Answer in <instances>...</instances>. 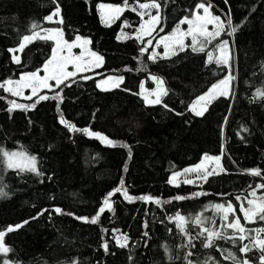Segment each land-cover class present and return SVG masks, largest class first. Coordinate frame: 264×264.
Instances as JSON below:
<instances>
[{
    "label": "trees",
    "instance_id": "trees-1",
    "mask_svg": "<svg viewBox=\"0 0 264 264\" xmlns=\"http://www.w3.org/2000/svg\"><path fill=\"white\" fill-rule=\"evenodd\" d=\"M200 1L159 0L164 30L153 35L172 31L183 17H190ZM205 1L222 20L230 12L233 25H239L237 31L229 35L225 24L226 30L203 52L188 47L153 62L148 59L152 46L133 34L141 23L137 12L126 8L119 19L102 21L99 3L123 6L124 0H57L61 12L53 22L44 19L56 7L53 0H0V83L40 70L51 56L54 42L36 38L18 52L20 63L13 62L9 49L31 34L33 23L39 25L37 31L62 29L67 41L78 35L87 38L89 49L103 58L93 71L96 74H78L67 81L70 86L44 89L42 93L50 98L28 111L9 112L14 98L0 89V148L34 154L43 173L18 174L7 169L0 157V187L8 193L0 198V230L22 225L6 234L5 243L11 251L0 255V264L4 260L15 264H188V252H192L188 259L194 264L206 260L212 264L209 257L216 264H233L223 258L227 252L222 254L219 249L259 264L258 251L241 254L239 244L226 240H217L215 247L205 249L201 237L193 241L195 247H184L186 237L169 221L177 212L190 219L202 213L207 218L205 226L219 229L222 221L211 206L231 202L247 228L264 227L261 221L246 223L240 212L241 203L247 207L246 201L253 199L251 190L264 183V99H253L257 89H264V0ZM129 3L136 6V0ZM61 19L63 23L58 22ZM125 33L131 38L117 39ZM221 40L232 47L231 69L215 63ZM185 44L190 45L191 39L186 38ZM144 46L148 50L141 55ZM156 50L160 52V46ZM208 53L213 54L211 63ZM230 71L235 75L234 95L218 97L201 117L188 110L196 97ZM105 75L122 76L123 81L104 91L96 80ZM85 76L90 78L83 79ZM151 76L165 82L168 94L161 104H145L139 93L142 83L146 89L154 87ZM57 92L62 103L51 99ZM61 114L79 129L89 128L129 147H110L83 132H69L60 123ZM206 154L220 156L226 171L207 182L168 183L171 174L196 164ZM250 169H260L261 176L248 174ZM121 180L130 196L151 195L161 203L130 202L115 193L110 198L113 210L106 209L96 224L76 219L95 215L104 197ZM193 193L204 194L193 197ZM262 194L264 189L257 191V196ZM178 195L189 198L175 200ZM56 208L63 214H57ZM41 212L43 215H38ZM113 229L127 234L128 247L116 246ZM187 230L196 235L199 229L189 223Z\"/></svg>",
    "mask_w": 264,
    "mask_h": 264
},
{
    "label": "snow or ice",
    "instance_id": "snow-or-ice-1",
    "mask_svg": "<svg viewBox=\"0 0 264 264\" xmlns=\"http://www.w3.org/2000/svg\"><path fill=\"white\" fill-rule=\"evenodd\" d=\"M228 0H225L227 3ZM53 3L56 4L54 11L45 17V21L53 22L54 17L60 15L61 9L57 0H53ZM100 9H104L108 7L110 12L107 16V22L115 21L120 18V14L125 11V9H130L132 11L137 12V14L141 17V25L140 28L136 30L137 35L135 38L137 40H143L145 36L153 37V34L157 31H163L162 20L163 16L161 14V4L159 0H148V2L141 3L140 0H136V6H133L129 3V0H124L123 6H111V5H99ZM212 8L211 4H205L202 2L198 3L195 6V10L191 12L190 17H183L173 31L166 35L159 37L156 39L155 46L152 47V54L148 56V59L155 62L158 58L167 59L171 56L177 54V52H183L186 48L191 47L193 52H203L206 45L211 44L213 40L221 35L224 32L225 24L227 28L230 29L228 32L229 35L235 33L239 25H233L232 17L230 12L226 14V20H222L220 16L212 14L210 9ZM155 10V14H153L152 10ZM203 10V15L199 14V10ZM147 16L148 19L144 20V17ZM104 20V16L102 14V21ZM59 23H63L61 19L58 21ZM187 24V30L181 29L180 25ZM208 24L213 25V29L211 31L208 30ZM125 27H127V22H125ZM39 29V25L33 23L31 26V34L24 35L19 47L16 49H9L11 52H22L28 43L32 42L36 38H40L43 40H51L54 42V47L52 48V55L43 65L42 71L44 75H39V71L26 72L20 75L18 80L7 79L0 83V89H3L5 92L10 93L12 96L21 97L24 95V89L31 90V96L25 97L28 100H31L32 97H38L35 103L32 104H20L15 100L9 102V112H12L15 109H21L24 111H28L30 109L35 108L36 103H39L43 100H48L50 97L47 95H41V89H49L53 90L54 88H58L61 85L70 86L67 83L70 78L76 76L77 72L85 70L86 65L94 64L96 67H99L103 61V58L99 56L96 52L91 51L90 49H86L85 45L90 44V40L87 38H82L79 35L76 36L75 40L69 42L64 39L63 30L60 28L54 29ZM43 33V35H41ZM191 37V44H185V38ZM127 39L131 38L126 33L124 36H117V39ZM147 46L153 45V40L148 39L146 42ZM163 46L164 53L160 54L156 52V48L159 46ZM147 46L141 48V55H143L147 50ZM76 47L81 48V52L79 55L74 53L72 50ZM217 48L221 52L219 57H215V63L217 65L223 64L231 69L232 65L230 63L231 56L229 55V43L227 40H221L217 45ZM89 56L93 58L92 60H86L85 56ZM208 62H213V54L208 53ZM12 60L14 63H20V57L17 55L12 56ZM72 65L76 72L68 71V66ZM90 77H83V79H89ZM152 80H154L157 84V89L154 90L149 95H154L155 99H149V95H144L143 99L145 104H161L162 97L168 94L167 89L164 87V81L162 78L151 76ZM112 81L113 87H118L119 84L123 81V77H109L108 80H105L101 83L97 84V87L101 88V90L107 91L109 89L104 88L102 85L107 84ZM235 80V76L229 72V74L218 83H214L211 87L202 95L196 97L195 100L188 106V110L192 112L195 116L201 117L208 111V106L218 97L230 98L234 95V89L232 87V83ZM50 81H55V84L49 83ZM141 89H144L143 83L141 84ZM51 99L57 100L62 103V97L59 92ZM253 99H264V89H257L256 93L253 96ZM167 107V105H164ZM57 111H60L59 103L57 105ZM60 123L65 125L69 132H83L84 134L94 137L100 140L102 143L106 144L110 147H124L128 148L129 146L125 143L116 142L109 139L107 136L101 134L100 132L90 131L89 128L79 129L74 124L66 121L61 114ZM246 131V129H245ZM0 157L3 158V163L7 169L14 170L18 174L31 172L36 175H43L42 172L38 170L37 157L34 155H30L25 151H6L3 148H0ZM129 158H131V150L129 148ZM221 157L220 156H208L205 155L204 159L197 165L191 168L184 169L183 173L174 172L172 176L169 178L168 183L170 185L179 186L181 181L178 180L182 175L185 176L182 183L184 184H195L198 181L207 182L209 177L214 175H219L221 172H225L226 169L220 164ZM205 161H212L215 164V167L209 169L205 164ZM127 168L125 167V171ZM248 174L254 176H261L260 169H250L246 170ZM195 173L196 179L193 180L187 177V174ZM260 189H264V183L258 184L251 190L249 195L253 197V199H249L246 201L247 207H245L244 203L240 205V212L243 213L244 221L246 223H256L257 221L264 222V194L257 196V191ZM115 193H121L125 199L128 201L133 200H143L145 202H154L160 204L161 201L151 195H143L140 197L130 196L127 192V189L124 186V181L121 180L120 185L114 188L112 191H109L107 195L104 197L102 206L99 208L96 215L91 217V219L87 217H76V219H80L86 223L96 224L98 219L105 210L112 211V202L110 200L111 197ZM204 193H193V197H198L199 195H203ZM8 193L4 191L3 187H0V198L7 197ZM189 197L185 196H176L175 200H184ZM237 200L241 198L236 197ZM164 203H168V201H164ZM215 210V214L219 215L222 224L219 229L210 228L205 226V222L207 220L203 214H197L194 218H187L181 213L177 212L175 216L169 217L170 222H175L176 228L179 232L186 237L187 243L183 245L184 247H195L193 241L200 239L201 243L205 249L213 248L216 246L217 240H226L230 241L234 246L237 244L240 245L239 252L241 254L247 255V253L256 250L260 253L259 255V264H264V227L259 228H247L245 224L241 223V220L238 216H236L235 209L231 202H227L226 204L217 203L211 206ZM47 211V210H44ZM57 214H63L60 208L54 209ZM38 215H43V212ZM71 215V213H69ZM231 217V218H230ZM36 219V217H33ZM24 223H28V221H24ZM191 223L193 226L197 227L199 230L196 235H191V233L187 230V225ZM211 223H215V221H211ZM22 227V225L17 224L14 227L9 226L5 230H0V255L6 256L11 249L6 246L5 237L7 233H11L17 229ZM147 227V225H145ZM227 230H231L229 233ZM113 239L116 242V246L119 248L128 247V236L127 234H119V229H113ZM254 233V235H253ZM145 236L148 235L147 232L144 233ZM248 241L247 243H244ZM104 250L106 253L109 252L108 243L105 242ZM221 253L227 252V255H224L223 258L225 260L231 259L233 264H252V262L248 259H237L236 255L228 251L226 249H219ZM192 255V252H188L185 256V260H187L188 264H194L193 261L188 258ZM131 259V257H129ZM171 259V258H170ZM209 260H212V264H216V261L213 258L209 257ZM3 264H10L8 260H4ZM76 264V262H73ZM204 264H208L206 260Z\"/></svg>",
    "mask_w": 264,
    "mask_h": 264
},
{
    "label": "rangeland",
    "instance_id": "rangeland-1",
    "mask_svg": "<svg viewBox=\"0 0 264 264\" xmlns=\"http://www.w3.org/2000/svg\"><path fill=\"white\" fill-rule=\"evenodd\" d=\"M200 2H202V0L200 1ZM199 2V3H200ZM203 2L207 5V4H211L210 2H206L205 0H203ZM101 4H103V5H106V6H108V5H111V4H105V3H99L98 4V6L99 5H101ZM111 6H118V5H111ZM98 9H99V13H100V16H101V18H102V14H103V16H104V20L103 21H105V22H107V16H108V14H109V12H110V9L108 8V7H105L104 9H100L99 7H98ZM195 10V9H194ZM153 11V14H155V10L153 9L152 10ZM210 11L212 12V10L210 9ZM199 14L200 15H203V10L201 9V10H199ZM212 14H214L213 12H212ZM214 15H216V14H214ZM218 16V15H217ZM148 19V17L147 16H145L144 17V20H147ZM109 23V22H108ZM140 25H141V23H140ZM140 25H139V27L138 28H140ZM181 27V29H183V30H187V28H188V25L187 24H183V25H181L180 26ZM208 30L209 31H211L212 29H213V25L212 24H208ZM137 28V29H138ZM173 31V30H172ZM172 31H170V32H168V33H166V34H162V35H158V36H154L153 35V37H147V36H145L144 37V39H145V41L147 42V40L148 39H152L153 40V45H152V47L153 46H155V44H156V39H158L159 37H162V36H166V35H168V34H170ZM133 34H135V35H137V32H136V30H135V33H133ZM41 35H43V33H41ZM81 37V36H80ZM76 38V37H75ZM75 38L73 39V40H71V41H69V42H72V41H74L75 40ZM82 38H84V37H82ZM186 38H190L191 39V37H186ZM185 38V39H186ZM185 42V41H184ZM19 47V46H18ZM18 47H16V48H18ZM16 48H14V49H16ZM85 48L86 49H89V47H88V45H85ZM160 48H161V51L160 52H158L157 50H156V52H158V53H160V54H163L164 53V48H163V46L161 45L160 46ZM74 53H76L77 55H79L80 54V52H81V48L80 47H76V48H74L73 50H72ZM18 52L19 51H17V52H12V56L13 55H17L18 56ZM151 54H152V50H151ZM51 55H52V53H51ZM221 55V52L219 51V49L218 48H216V57H219ZM229 55L230 56H232L233 57V51H232V47H230L229 46ZM51 57V56H50ZM49 57V58H50ZM48 58V59H49ZM85 59L86 60H92L93 58H91V57H89V56H87V54H86V56H85ZM46 62V61H45ZM44 62V63H45ZM102 64V63H101ZM101 64H100V66H101ZM44 65V64H43ZM43 65H42V67H41V71H39V75H41V76H43L44 75V72L42 71V68H43ZM99 66V67H100ZM96 68H98V67H96L94 64H92V65H86L85 66V70H83V71H80V72H77L76 73V75H78V74H88V73H90L91 75H94V74H96V72H93ZM35 71H37V70H35ZM68 71H71V72H76V69L72 66V65H69L68 66ZM30 72H32V71H30ZM23 73H26V72H23ZM23 73H21V74H23ZM21 74H19V76L18 77H16V78H14V79H12V80H18L19 79V77H20V75ZM232 74L234 75V73L232 72ZM228 75V74H227ZM226 75V76H227ZM225 76V77H226ZM235 76V75H234ZM109 77H118V76H115V75H105V76H102V77H99V78H97V80H96V85L98 84V83H101V82H103V81H105V80H108V78ZM224 77V78H225ZM224 78H222V79H224ZM221 79V80H222ZM219 82V81H218ZM217 82V83H218ZM234 82H235V80L233 81V83H232V87L234 88ZM49 83H51V84H55V81H50ZM104 88H107V89H110V88H113V85H112V81H110L109 80V82L107 83V84H103L102 85ZM141 86V85H140ZM99 88V87H98ZM99 89H101V88H99ZM157 89V84H156V82L154 81V87L152 88V89H146V88H144L143 90L141 89V87H140V91H139V93H140V95L142 96V98H143V96L144 95H149L150 93H152L154 90H156ZM44 89H41L40 90V93L39 94H41V95H44L43 93H42V91H43ZM23 93H24V95L23 96H21V97H17V96H12L14 99L13 100H15L17 103H20V104H31L32 102L31 101H29L28 99H26L25 97H28V96H31V90L30 89H24L23 90ZM32 98H38V97H32ZM149 99H155V96L154 95H149ZM12 100V101H13ZM91 131V130H90ZM102 134V133H101ZM104 135V134H103ZM6 151H25V150H23V149H11V150H6ZM26 152V151H25ZM28 153V152H27ZM28 154H30V155H34V154H31V153H28ZM35 156V155H34ZM208 156H211V155H208ZM204 157H205V155H203L201 158H200V160L196 163V164H194V165H190V166H187L186 168H191V167H194L195 165H197V164H199L203 159H204ZM205 164L207 165V167L209 168V169H211V168H213V167H215V164L212 162V161H205ZM186 168H184V169H186ZM184 169L183 170H181V171H179L180 173H183V171H184ZM172 176V174L170 175V177ZM169 177V178H170ZM187 177L188 178H191V179H193V180H195L196 179V174L195 173H189V174H187ZM185 178V176H181V177H179L178 178V180L179 181H183V179ZM102 206V204L99 206V208ZM99 208H98V210H99ZM98 210H97V212H98ZM96 212V213H97ZM96 215V214H95ZM94 216V215H93ZM93 216H91V217H93ZM91 217H89V219H91ZM88 218V217H87ZM119 235V234H118ZM114 240V239H113ZM115 241V240H114ZM10 264H15V263H12V262H10ZM59 264H71V263H59Z\"/></svg>",
    "mask_w": 264,
    "mask_h": 264
},
{
    "label": "built area",
    "instance_id": "built-area-1",
    "mask_svg": "<svg viewBox=\"0 0 264 264\" xmlns=\"http://www.w3.org/2000/svg\"><path fill=\"white\" fill-rule=\"evenodd\" d=\"M115 242V241H114ZM116 243V242H115Z\"/></svg>",
    "mask_w": 264,
    "mask_h": 264
},
{
    "label": "bare ground",
    "instance_id": "bare-ground-1",
    "mask_svg": "<svg viewBox=\"0 0 264 264\" xmlns=\"http://www.w3.org/2000/svg\"><path fill=\"white\" fill-rule=\"evenodd\" d=\"M114 241V240H113Z\"/></svg>",
    "mask_w": 264,
    "mask_h": 264
}]
</instances>
